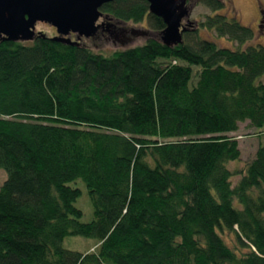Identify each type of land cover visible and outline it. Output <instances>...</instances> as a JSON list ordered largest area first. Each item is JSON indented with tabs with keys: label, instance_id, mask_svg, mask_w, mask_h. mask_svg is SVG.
Instances as JSON below:
<instances>
[{
	"label": "trees",
	"instance_id": "1",
	"mask_svg": "<svg viewBox=\"0 0 264 264\" xmlns=\"http://www.w3.org/2000/svg\"><path fill=\"white\" fill-rule=\"evenodd\" d=\"M196 1L212 11L199 29L237 49L192 27L162 44L147 0L102 7L157 33L109 56L0 40V264H264V45L223 0ZM242 122L260 142L232 170ZM76 235L98 246L64 249Z\"/></svg>",
	"mask_w": 264,
	"mask_h": 264
},
{
	"label": "water",
	"instance_id": "2",
	"mask_svg": "<svg viewBox=\"0 0 264 264\" xmlns=\"http://www.w3.org/2000/svg\"><path fill=\"white\" fill-rule=\"evenodd\" d=\"M115 0H0V40L9 42H33L37 37L35 24L46 22L57 29L60 36L49 38L53 42L78 46L66 36L70 33L90 38L97 33L96 23L104 14V5ZM190 0H147L149 12L165 23L160 40L168 47L182 44L186 30L193 26L188 2Z\"/></svg>",
	"mask_w": 264,
	"mask_h": 264
},
{
	"label": "rangeland",
	"instance_id": "3",
	"mask_svg": "<svg viewBox=\"0 0 264 264\" xmlns=\"http://www.w3.org/2000/svg\"><path fill=\"white\" fill-rule=\"evenodd\" d=\"M225 2V11L222 14L235 16L241 23L250 27L255 32V39L251 43L263 44L264 45V0H223ZM191 14L189 21L192 22L193 29H199L200 23L204 22L205 17L212 15V11L209 10L205 5L200 4L198 1L190 5ZM129 31H133L136 34H126V36L119 35L117 38L111 37L107 41H87L84 46L91 48L95 53H102L104 55H111L112 52L121 49L132 48L136 46H142L148 39L153 38L157 35L149 27L148 20L145 19L141 24H130L126 25ZM37 30L44 32V35L48 38H52L51 35L54 34V30L49 27H43L42 25H37ZM200 34L204 38H208L216 44H220L224 47H230L232 49H237L238 46L235 43L226 41L223 38H218L212 31L199 29ZM239 129L237 132H231L228 134L229 137H236L238 141V147L240 148V159L229 164V168L232 170H243L244 166L254 160L255 153L260 142V137L257 135V131L248 125V122H242L239 124ZM6 180V173L0 168V186ZM239 180L238 175L233 176V184ZM76 186L80 190L79 197L75 200L74 207H77L82 216L80 217L81 222L86 223L94 220L93 207L91 206L90 198L88 196L87 187L84 186L81 180H76L73 186ZM228 236V235H227ZM228 242L231 241V237L228 236ZM62 246L64 249H69L75 252L85 253L88 251H93L98 246V241L95 238L83 237L80 235L76 236H66L63 239Z\"/></svg>",
	"mask_w": 264,
	"mask_h": 264
},
{
	"label": "flooded vegetation",
	"instance_id": "4",
	"mask_svg": "<svg viewBox=\"0 0 264 264\" xmlns=\"http://www.w3.org/2000/svg\"><path fill=\"white\" fill-rule=\"evenodd\" d=\"M193 2V0H190L188 2V8H189V11H190V14H191V9H190V5L191 3ZM101 12H102V9H101ZM103 13V12H102ZM104 16L101 17L99 19V21L96 23V25L99 26V29L97 31V33L95 34L94 37H90L89 39L86 38V37H83V36H80L79 34H75V33H70L66 36V38H70L72 41L74 42H79L80 45H83L84 46V43H86L87 41H107V40H110L111 37L113 38H117V36L119 35H123V36H126V34H136L135 32L133 31H129L128 27L126 26L127 24L126 23H123V22H117L115 20H113V18H111L110 16H108L107 14L103 13ZM189 18L188 19H184V25L187 24ZM37 25H42L43 27H49L50 29L54 30V34L51 35L52 37H57V36H60L58 33H57V29L55 27H52L50 24L46 23V22H41V21H38L36 24H35V28H36V33L38 32H41L39 30H37ZM44 34V32H41ZM46 35V34H45ZM86 47V46H85Z\"/></svg>",
	"mask_w": 264,
	"mask_h": 264
}]
</instances>
